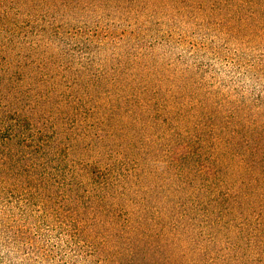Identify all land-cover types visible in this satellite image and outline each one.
Wrapping results in <instances>:
<instances>
[{
    "label": "trees",
    "instance_id": "trees-1",
    "mask_svg": "<svg viewBox=\"0 0 264 264\" xmlns=\"http://www.w3.org/2000/svg\"><path fill=\"white\" fill-rule=\"evenodd\" d=\"M226 1L264 44V0ZM176 3L0 0V264H264V53L215 101L142 72L170 40L115 38Z\"/></svg>",
    "mask_w": 264,
    "mask_h": 264
},
{
    "label": "rangeland",
    "instance_id": "rangeland-1",
    "mask_svg": "<svg viewBox=\"0 0 264 264\" xmlns=\"http://www.w3.org/2000/svg\"><path fill=\"white\" fill-rule=\"evenodd\" d=\"M210 1L214 0H209L203 11L193 6L197 0L183 2L178 0L176 6L164 7L163 11L155 10L156 12L145 17L147 19H138V23L134 22L140 17L133 15L125 18L128 20L126 25H121V22L118 23L116 20L115 22L120 26L116 30L115 38L121 37L122 34L128 37L133 33L137 37H143L145 44L152 42L151 45L157 44L163 39L170 40L172 48H174L172 51L167 49L168 47L163 48L158 44L153 48L156 55L150 58H143L145 54L141 55L142 59L139 62L140 65L142 64V72L145 74L149 72L153 78L161 79L165 91L171 89L173 93L193 94L196 97L202 88L204 90L202 96L207 94L215 101L230 102L235 99L240 85L249 86L246 77L240 73L237 54L244 51L248 56H260L264 53V44L259 38L251 36L250 33L238 34L239 31H245L241 26L240 19H247L248 9L238 13L233 21L231 18L234 15L228 17L227 12L223 9L227 8L226 0L220 1L222 6L219 5L214 9L210 7ZM185 4L189 7L184 6ZM113 20L114 17H111L109 21L106 20L102 25L100 24L103 28L101 30H107L109 25L114 24ZM228 22H230V26ZM239 26L241 27L239 28ZM261 31L264 34L263 28ZM260 37L264 39L262 34ZM155 39L159 41H155ZM133 43L127 41L125 47ZM110 44L106 50H109L115 43ZM129 50L133 54H138L139 51L137 46H132ZM179 54L184 56L186 64H197L202 67L201 71L215 70V76L209 78L205 77V73L201 71L197 73L195 70L193 73L185 71L182 69L183 67L176 64ZM146 62L149 67L143 64ZM237 78L240 79V82L231 83Z\"/></svg>",
    "mask_w": 264,
    "mask_h": 264
}]
</instances>
